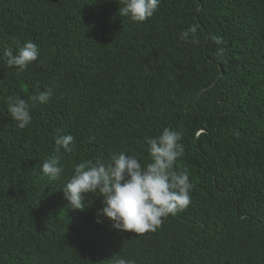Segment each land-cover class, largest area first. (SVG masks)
I'll return each mask as SVG.
<instances>
[{
	"label": "trees",
	"instance_id": "trees-1",
	"mask_svg": "<svg viewBox=\"0 0 264 264\" xmlns=\"http://www.w3.org/2000/svg\"><path fill=\"white\" fill-rule=\"evenodd\" d=\"M117 0H0V54L27 41L39 59L20 74L0 59V264H264V0H161L142 23ZM199 25L198 43L180 39ZM214 37L220 38L216 43ZM54 85L15 127L8 97ZM182 132L190 204L156 231L118 232L102 198L66 207L74 165L135 155L145 137ZM64 171L44 176L55 137Z\"/></svg>",
	"mask_w": 264,
	"mask_h": 264
},
{
	"label": "clouds",
	"instance_id": "clouds-1",
	"mask_svg": "<svg viewBox=\"0 0 264 264\" xmlns=\"http://www.w3.org/2000/svg\"><path fill=\"white\" fill-rule=\"evenodd\" d=\"M118 13L132 22L142 23L153 17L161 0H117ZM199 25L193 24L181 32L180 39L198 43L196 33ZM220 43L219 37L213 38ZM38 45L27 41L15 49L5 47L0 59L9 68H16L17 75L23 73L29 65L39 59ZM54 94V85L37 90L28 99L8 97L7 112L15 121L18 129L26 128L32 121L31 108L49 102ZM74 137L71 134L55 137L54 154L45 159L40 171L51 180H56L64 171L60 153L73 150ZM182 132L170 127H164L155 137H145L148 145L150 162L146 165L135 155L125 152L114 153L105 162L97 159L82 161L74 165L70 179L62 188L66 207L73 210H84L85 194L98 193L102 198L103 207L97 210V223L100 217L111 222V227L118 232H133L143 234L156 231L164 218L175 216L185 210L190 204V193L194 188L187 169L177 173L174 165L184 154L181 143ZM113 264H134V261L124 258L117 259Z\"/></svg>",
	"mask_w": 264,
	"mask_h": 264
}]
</instances>
